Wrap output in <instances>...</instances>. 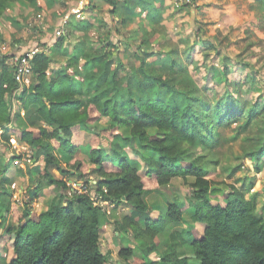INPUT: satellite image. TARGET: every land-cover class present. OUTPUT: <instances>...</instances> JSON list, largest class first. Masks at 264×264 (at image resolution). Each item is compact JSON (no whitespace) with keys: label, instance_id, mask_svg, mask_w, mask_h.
I'll use <instances>...</instances> for the list:
<instances>
[{"label":"trees","instance_id":"trees-1","mask_svg":"<svg viewBox=\"0 0 264 264\" xmlns=\"http://www.w3.org/2000/svg\"><path fill=\"white\" fill-rule=\"evenodd\" d=\"M47 1L58 0H0V18L15 3L24 2L40 10ZM101 1L112 4L111 13L115 16L121 10L120 0ZM256 1L264 9V0ZM59 2L72 7L79 4L78 0ZM123 2L138 4L137 0ZM86 7L98 8L91 4ZM66 12L67 9L64 15ZM158 17L151 18L156 21ZM66 18L65 33L56 35L54 43L65 62L44 50L36 52L30 56L31 84L18 82L16 66L9 65L7 60L28 55L38 47L17 54H0L1 137L9 139V134L15 133L21 142L36 150L39 159L44 156L40 174L60 197L40 215L25 213L26 222L7 230L5 239L12 246L14 257L6 264H109V256L101 247L104 213L95 198L116 207L125 204L132 208L120 230L129 229L136 239L146 241L142 246L146 257L159 249V236L180 223L186 213L192 222L204 226L202 232L196 228L187 231L192 236L189 242L183 230L171 228L159 261L149 263L143 259L141 264H264V216L258 212L257 196L248 197L243 190L230 185L223 194L224 206L209 199L216 184L209 175L219 165L221 128L242 119L245 156L257 163L264 159V104L245 107L246 102L234 98L229 91L214 100L211 88L196 83L175 49L168 52L171 63L158 69L149 68L146 62L157 52L140 46L135 52L140 66L121 76L118 71L124 64L114 54L118 45L110 40L111 35L108 43L94 48L89 35L93 22L83 19L70 25ZM69 26L83 32L71 54L66 49ZM101 27L112 29L107 22ZM15 103L23 104L25 126L14 124L19 116ZM103 118L108 119V126L96 132L91 143L85 145L86 150H82L83 144L78 143L81 129ZM103 138L114 143L112 153L100 147ZM121 141L132 147L145 167L122 154L118 144ZM89 163L93 166L92 175L97 176L96 187L88 178ZM8 167L6 164L0 168L1 182L6 185L10 181ZM179 177L185 183L194 178L191 192L184 202H171L154 218V207L147 203L146 193L166 187ZM78 178H85L82 193L70 184ZM252 187L249 184L247 191ZM35 192L38 198L40 185ZM11 196L0 186V220L14 207ZM64 197L69 199L66 203ZM183 247L190 253H181ZM132 254L129 246L119 253L126 259Z\"/></svg>","mask_w":264,"mask_h":264},{"label":"rangeland","instance_id":"rangeland-1","mask_svg":"<svg viewBox=\"0 0 264 264\" xmlns=\"http://www.w3.org/2000/svg\"><path fill=\"white\" fill-rule=\"evenodd\" d=\"M80 1L78 0L79 4L76 7L55 2L52 6L47 5L40 10L24 2L11 5L0 18V54L12 52L17 54L38 47L49 49L48 53L64 63L66 59L62 51L54 47L58 39L55 32L67 24V16L70 25L74 21L84 19L94 24L89 31L94 48L108 43L109 35L110 40L118 45L114 54L118 55L124 64V68L118 71L121 76L127 74L130 69L140 66L141 61L135 55L140 46L144 50L157 52L146 62L149 68L158 69L171 63L168 52L175 49L179 51L181 60L196 83L211 88L210 95L214 100L225 96L229 91L234 98L246 102L245 107L264 104V9L256 0H137L138 4H125L124 0H120L119 5L122 7L116 16L111 13L110 3H102L101 7L90 10L86 5L97 6L100 0H83V4ZM66 9L67 15H64ZM156 15H159L158 19L153 21L152 18ZM104 22L112 29L101 27ZM68 29L70 41L66 49L71 54L83 32L78 27L69 26ZM7 63L12 66L11 58ZM75 81L79 84V79ZM32 82L33 76L24 84L29 85ZM236 83L240 85L237 88L234 86ZM237 90L240 93H237ZM14 109L19 115L15 118L14 124L25 126L27 122L23 104L15 103ZM107 122L108 119L103 118L97 124L81 129L78 143L83 144L82 150L86 144L91 143V138L96 132L108 126ZM242 122L240 119L236 124L221 128L223 139L221 147L217 148L219 165L209 175L216 184L209 194V199L214 204L224 206L226 201L223 194L229 190L230 185H235L248 197L254 194L257 196L258 212L264 216V159L257 163L254 158L245 156L246 133L240 128ZM1 135L2 132L0 168L9 164L11 170L9 183L3 184L0 179V186L2 191L12 195L11 204L14 206L11 213L5 212L6 217L0 220V264H6L14 257L12 246L5 239L7 230L12 225L26 222L25 213L30 212L31 216L40 215L50 205L58 202L60 197L40 174L44 156L39 159L36 150L21 142L15 133H10L8 140ZM113 144L110 138H103L100 147L112 153ZM118 144L122 154L129 161L139 162L145 167L141 157L132 147L123 141ZM90 164L87 169L88 178L96 187L97 176L92 175L93 166ZM54 173L58 178L62 177L58 171L55 170ZM188 180L189 182L185 183L183 178L179 177L166 187L146 193L147 203L154 207L152 213L154 218H157L159 212L165 211L171 202L185 201L191 192L190 183L194 178L190 177ZM70 184L77 192L82 193L85 178L71 180ZM249 184H253V187L247 191ZM38 185L41 193L36 198L35 188ZM90 192L94 196L95 193ZM33 198L36 199L31 204L30 200ZM68 200L64 197L63 202L66 203ZM97 202L104 213L101 247L103 253L109 256V264H141L143 259L149 263L158 262L160 254L166 249L171 228L172 231L183 230L181 232L187 242L192 240V236L187 233L188 230L196 228L204 231V226L192 222L190 214L186 213L180 223L175 227H169L159 236V249L146 257L142 247L146 241L136 239L129 229L120 230L124 217L131 215L132 208L125 204L116 207L112 203ZM124 246H129L133 251L132 256L127 259L119 255ZM181 253L188 254L190 251L183 247Z\"/></svg>","mask_w":264,"mask_h":264},{"label":"built area","instance_id":"built-area-1","mask_svg":"<svg viewBox=\"0 0 264 264\" xmlns=\"http://www.w3.org/2000/svg\"><path fill=\"white\" fill-rule=\"evenodd\" d=\"M81 4L84 3L83 0L80 1ZM65 33V29L63 27L59 28L56 31V35L62 36V34ZM38 49H35L34 51H31L28 55H22L18 56L16 58L11 59L12 65L16 66L15 71V78L18 82L24 84L29 80V78L33 75V65L30 61V56L38 52ZM95 203L97 204V198H95ZM99 201V200H98ZM109 203V202H108Z\"/></svg>","mask_w":264,"mask_h":264},{"label":"crops","instance_id":"crops-1","mask_svg":"<svg viewBox=\"0 0 264 264\" xmlns=\"http://www.w3.org/2000/svg\"><path fill=\"white\" fill-rule=\"evenodd\" d=\"M55 2L57 3V2H59V0H58V1H55ZM55 2L50 3L49 1H47V2H46V6H47V5L52 6L53 4H55ZM102 3H105V2H103V1L100 0L99 3L97 4V6H98V7H101ZM44 41H45V40H44ZM46 43H47V42H46ZM51 45H52V46L50 47V49L53 48V44H51ZM30 49H33V48H30ZM37 49H38L39 51L44 50V51L47 52V53H48V50H49V49H40V48H37ZM26 50H27V49H26ZM26 50H24V51H26ZM24 51H23V52H24Z\"/></svg>","mask_w":264,"mask_h":264}]
</instances>
